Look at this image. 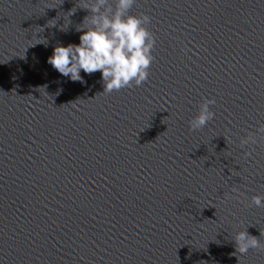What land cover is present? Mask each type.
Segmentation results:
<instances>
[{
    "label": "water",
    "instance_id": "1",
    "mask_svg": "<svg viewBox=\"0 0 264 264\" xmlns=\"http://www.w3.org/2000/svg\"><path fill=\"white\" fill-rule=\"evenodd\" d=\"M76 3L0 0V264H264V0H137L155 59L109 94L47 62Z\"/></svg>",
    "mask_w": 264,
    "mask_h": 264
},
{
    "label": "clouds",
    "instance_id": "2",
    "mask_svg": "<svg viewBox=\"0 0 264 264\" xmlns=\"http://www.w3.org/2000/svg\"><path fill=\"white\" fill-rule=\"evenodd\" d=\"M81 3L78 8L87 10L88 15L76 28L79 43L56 44L47 62L73 82L84 83L81 71L86 74L99 71L104 94L141 86L147 81L155 59L152 50L156 37L148 29L151 18L143 13L130 14L137 0H77L75 8ZM71 10L68 17L76 11ZM213 104L214 99L205 98L198 105V113L189 121L191 131L200 130L213 120L215 113L210 109ZM257 132L264 139V125ZM257 139L255 133H248L240 138V145L256 144ZM251 205L264 207V196H253ZM233 241L235 253L241 256L249 249H264V244L249 234L247 228L236 232Z\"/></svg>",
    "mask_w": 264,
    "mask_h": 264
}]
</instances>
